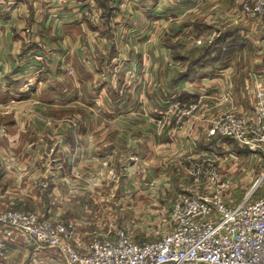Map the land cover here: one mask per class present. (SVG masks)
Segmentation results:
<instances>
[{
  "label": "crops",
  "instance_id": "crops-1",
  "mask_svg": "<svg viewBox=\"0 0 264 264\" xmlns=\"http://www.w3.org/2000/svg\"><path fill=\"white\" fill-rule=\"evenodd\" d=\"M240 1L123 0L118 12L107 0H0V207L45 214L54 202L61 216L82 219L84 244L122 228L125 210L130 230H143L144 219L151 232L163 228L167 205L194 188L195 157L223 160L217 150L230 143L206 137L214 120L251 111L264 92V25L243 18ZM188 103L195 115L168 119L172 104ZM104 161L120 171L119 208L87 222L103 180L92 171ZM17 248L0 264H19ZM23 250L20 264L38 257Z\"/></svg>",
  "mask_w": 264,
  "mask_h": 264
},
{
  "label": "built area",
  "instance_id": "built-area-1",
  "mask_svg": "<svg viewBox=\"0 0 264 264\" xmlns=\"http://www.w3.org/2000/svg\"><path fill=\"white\" fill-rule=\"evenodd\" d=\"M107 1L113 8L124 7L123 0ZM87 5L92 2L84 6L83 15L92 20ZM239 5L244 15L264 25V0H241ZM96 11L100 17L101 10ZM41 57L38 50L32 59ZM110 74L116 76V67ZM254 99L249 112L230 110L218 115L206 134L230 139L261 157L257 178L235 205L226 204L225 198L238 185V177L232 174L238 156L233 152L224 163L211 152L196 156L197 162L190 164L187 174L194 188L167 205V215L160 222L164 227L155 228L151 238L135 241L116 227L112 239V233L98 234L84 244L79 219L55 213L42 217L26 207L9 205L0 207V259L9 244L20 242L38 257L50 253L61 264H264V92L256 91ZM197 111V103L172 104L167 116L180 124ZM179 160L184 165L193 162L187 157Z\"/></svg>",
  "mask_w": 264,
  "mask_h": 264
},
{
  "label": "rangeland",
  "instance_id": "rangeland-1",
  "mask_svg": "<svg viewBox=\"0 0 264 264\" xmlns=\"http://www.w3.org/2000/svg\"><path fill=\"white\" fill-rule=\"evenodd\" d=\"M100 1H102V0H100ZM119 9L120 8H117L116 10L119 12ZM238 13L241 14V16L243 18L251 21V19H249L246 15H244L240 10L238 11ZM200 34H201V32H200ZM238 37H240V36H238ZM240 38L241 39H238V40H240L242 42L246 37L245 38L240 37ZM244 53H249V55L246 59V64H247L250 60L249 57H252L251 53H253V51L249 47L248 49L247 48L244 49ZM109 65H111V64H108L106 66H109ZM109 67L112 69V66H109ZM106 72H108V70H106ZM110 77H111V79H113V78L117 79V70H116V76L113 77L110 74ZM225 140L227 142H229L230 144H228L227 146H223V149H221V150H217L218 147L214 148V150H217V152L219 153V155L221 157H223V159H225L226 157H229L233 152L238 154V157L235 158V163L238 166V175L236 174L238 176V185H236L231 190L230 196L225 198L226 204L235 205L238 201H240L242 199L245 191H247L252 186L254 180L257 178V175L260 171L261 157L258 154L249 153L248 151H246L243 147H240L239 145H238V149H236L232 140H230V139H225ZM73 161L76 162V159H73ZM103 167L104 168L109 167V163L104 161L102 163V166L100 167V169L98 171L97 170L92 171V175L95 173H100V176L103 178V180L100 181V188L98 191V202L93 203V207L96 208L97 211L94 213L90 212L91 215L87 218V222H88V219H90V218L102 219L104 217V215H106V213H110V211H112V207H114V206H116L117 209L119 208L117 204L116 205L114 204V197H116V189H118V179H120V171L117 169H116L117 171L114 169H106L105 170V169H102ZM232 174H235V173H232ZM88 177H89V175H88ZM87 187H88V185H87ZM105 210H107V211H105ZM32 211L36 215H41L42 217H49V218L52 217V215L54 213H55V215L60 214L59 210L55 209L54 202H52L51 207L47 209L45 214H39L36 210H32ZM120 211H123V209H121ZM110 215H112V214L110 213ZM110 215H109V218H110ZM127 216L132 219V215L128 212V210H125V211H123V213L120 214L119 218H120L122 224H124V226L122 227L124 229V232L126 234L128 233L130 235L131 239H133L135 241H145L146 239H149L152 237L151 230L153 227L152 226L153 220H148V219H144V221L140 220L138 222V225L142 224L143 230H141L142 232L141 231L138 232L135 229L133 231V229L130 230V228H126L124 222L127 220ZM75 218H77V217H75ZM107 218L108 217H105L104 219H107ZM77 219H79L80 221L82 220L81 218H77ZM91 222L93 223L92 224V228H93L96 225L95 220L92 219ZM103 223H104V221H101V224H103ZM132 227H134V228L136 227L134 222L132 224ZM107 228H108V226H107ZM94 231H97V229H95ZM131 231H133V233H131ZM110 236L111 237H109V238L112 239L113 234H110ZM11 244H12V246L15 245L16 247H18L17 248L18 250L21 249L20 252L15 255V259L18 258L19 259L18 263L20 264V261H22V258H23L22 253H24V254L26 253V255L28 254L23 249H28L30 247H26L20 242H14ZM9 252H10V244L8 246V251H7L6 255L9 254ZM31 254L33 255L34 252H31ZM39 257L40 258L34 256V259L39 261V262H43V261H46L48 259V261H49V262L47 261L48 263H50V259H52V256L50 253L47 254L46 256L42 255ZM32 263H30V264H32Z\"/></svg>",
  "mask_w": 264,
  "mask_h": 264
}]
</instances>
